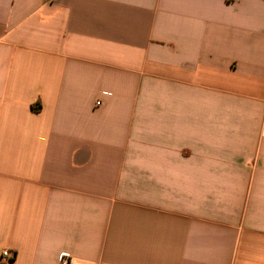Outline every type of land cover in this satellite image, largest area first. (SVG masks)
Wrapping results in <instances>:
<instances>
[{
  "label": "crops",
  "instance_id": "1",
  "mask_svg": "<svg viewBox=\"0 0 264 264\" xmlns=\"http://www.w3.org/2000/svg\"><path fill=\"white\" fill-rule=\"evenodd\" d=\"M64 253L264 264V0H0V264Z\"/></svg>",
  "mask_w": 264,
  "mask_h": 264
},
{
  "label": "built area",
  "instance_id": "2",
  "mask_svg": "<svg viewBox=\"0 0 264 264\" xmlns=\"http://www.w3.org/2000/svg\"><path fill=\"white\" fill-rule=\"evenodd\" d=\"M97 104H100L99 102ZM3 256L8 259L14 258V253H12L10 250L6 249L3 251ZM60 264H76L75 260L68 254H62L59 260Z\"/></svg>",
  "mask_w": 264,
  "mask_h": 264
}]
</instances>
